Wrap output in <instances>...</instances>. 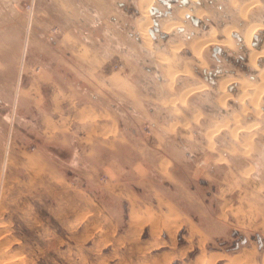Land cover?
<instances>
[{"label": "rangeland", "instance_id": "1", "mask_svg": "<svg viewBox=\"0 0 264 264\" xmlns=\"http://www.w3.org/2000/svg\"><path fill=\"white\" fill-rule=\"evenodd\" d=\"M156 1V7L166 9V3ZM201 1L209 17L194 24L183 16L181 32L172 31L167 41L159 38L157 27L155 41L152 37L146 47L136 29L137 0H0V264H197L201 257L218 258L215 264H264V95L259 115L248 100L236 102L241 93L236 85L227 88L233 100L224 108L218 104L221 79L233 73L258 81V71L249 65V50L240 39L233 49L206 47L205 65L192 55L193 38L211 26L219 30L233 23L235 16H228L230 0ZM259 1L260 12L258 7L252 11L264 21V0ZM167 2L174 14L184 6L180 0ZM85 38L100 49L94 53L96 64L103 62L99 54L106 55L110 69L126 73L144 93V116L132 124L135 101L127 97L129 91L96 81L93 93L118 111L130 135L159 144V129L183 133L167 140L175 159L170 165L179 178H159L158 188L172 206L136 187L138 198L131 200L87 184L74 173L79 161L42 132L40 115L28 114L19 103L10 124L15 95L28 74L54 70L71 77V59L87 54ZM178 39L184 44L172 52L169 45ZM263 40L264 33H257L255 47H262ZM167 68H186L190 75L179 74L170 88ZM202 84L180 104L182 89ZM21 105L26 108L25 102ZM235 114L244 127L251 121L257 126L239 129L233 139L228 130ZM225 118L232 124L214 136L209 148L204 132ZM101 179L110 182L104 175ZM183 214H189V222Z\"/></svg>", "mask_w": 264, "mask_h": 264}, {"label": "crops", "instance_id": "2", "mask_svg": "<svg viewBox=\"0 0 264 264\" xmlns=\"http://www.w3.org/2000/svg\"><path fill=\"white\" fill-rule=\"evenodd\" d=\"M89 42L86 38L83 42L87 53L84 59H71L76 69L75 71L70 66L74 74H70L71 77L54 70H43L40 74L29 73L21 92L15 95L9 122L12 124L15 105L19 103V107L28 114L32 110L40 115L42 132L54 143L58 141V145L65 148L71 158L79 161V168L74 173L87 184L102 186L104 192L109 194H125L131 200L138 198L134 189L136 187L150 197H155L156 201L159 199L161 203L170 205L171 198L158 188L159 178L165 175L179 178L176 169L170 165L174 164L175 159L170 155L167 140L170 137H180L178 135L183 133L177 129V132L159 129L157 132L163 137L161 143L157 140L159 144H145L140 136H135L134 133L130 135L121 125L118 111L93 93L98 87L96 81L103 80L108 89L122 86L129 91L126 92L127 97L135 101L133 106L130 105L132 124H135L138 117L144 116V93L126 73L110 69L109 57L106 55L99 54L103 62L96 64L98 57L94 53L100 49ZM50 59L57 61L52 57ZM66 65H70L69 62ZM17 84L19 86V82ZM133 86L136 88H132ZM22 102L26 103V108L21 105ZM8 140L9 138L6 139L7 145ZM8 156L9 153H5V158ZM102 175L110 182H103ZM225 176L226 174L222 178ZM182 184L184 186V182ZM146 207L149 208L147 205ZM183 219L189 222V214H183ZM201 258L217 261L214 257Z\"/></svg>", "mask_w": 264, "mask_h": 264}, {"label": "bare ground", "instance_id": "3", "mask_svg": "<svg viewBox=\"0 0 264 264\" xmlns=\"http://www.w3.org/2000/svg\"><path fill=\"white\" fill-rule=\"evenodd\" d=\"M155 1L156 0H137V9L140 13V17L136 22V29L146 47H150L152 45V40H153L152 36L149 33V28L153 22L151 14H150V9L154 5ZM190 1H191L190 7H185L184 5L175 12L174 16H168L166 18H163L160 21V29L163 32L169 33L175 30L181 32V28H183V23H182L183 16L193 15L197 17L198 19H201L205 16L209 17V13L205 9L202 8L203 6H200V4H203L202 3L203 1L200 0L199 5L197 4L199 0H190ZM229 2H230L229 9L232 12H229L228 16L232 14L235 15L234 18L232 19L233 23L224 25L219 30L215 28L214 26H211L210 29L207 30L205 35L193 38L189 42V49L192 55L199 61V63L201 65H205L207 62L203 58V51L206 47L215 45V46H220V47L223 46L229 49H233L237 45L239 47L238 39H240L242 44L246 47V49L249 50V61L248 62H249V65L252 66L254 70L258 71L256 74V77H257L256 79H258V81H255V80L253 81L252 80L253 76L238 78V77H235L233 73L228 74L227 77H224L218 82V91H220L221 94L218 96L217 102L222 108L227 106L226 105L227 100L228 99L230 100V98L232 99V95H233L231 94V92L228 91V89H232V88H229V86L234 85L233 86L234 88L236 85V87L241 90V93L237 95L235 99L236 102L238 101L239 103L242 104L244 103L245 100H248V102L252 106V109H254L255 114L259 115L262 112L260 100L262 99L264 95V67H260L261 61L264 59V40L262 43V47L258 46L257 48L253 46V42H254L253 39L257 35V33H261V34L264 33V21L260 17H254V16H260V15L257 12L252 11V9L254 8L256 9L258 7L257 10L258 12H260L261 9L259 10V8L262 3H260L259 0H230ZM193 29H194V32H196L195 31L196 28L193 27ZM183 44L184 43L182 42V40L178 39L174 41L173 43H171L169 47L172 52H178L182 48ZM161 59H162V62H166L167 57L162 55ZM179 74L190 75L186 68L182 70H178V69L173 70V69L167 68L166 77L168 79L167 83L170 88L174 84L176 77ZM19 79H20V76H18V79H17L18 82H19ZM204 87H205V84L204 85L202 84V85L188 87L184 90L182 89V91L178 95L177 100L180 102L181 105H184L186 103V98L191 93L195 91H199V90L201 91ZM177 100H175V98L171 99L170 103L174 104ZM241 107L242 109L241 108L240 109L243 112L247 111L248 106L245 107L244 105ZM174 111L177 112L178 109L175 108ZM198 116H199V113L195 114V116L193 117L194 122L198 119ZM232 120H233L232 122L233 124L231 123L232 126L230 130H228L229 125H231L229 122V119L225 118L221 121H217V123H215L212 128H209L208 130L204 132V136L207 139L209 148L213 147V142H214L213 138L220 130H223V129L228 130L230 136L233 139H236L239 129H242V128L252 129L257 126V122L252 123L251 121L249 125L246 124L247 126L244 127V124L242 125L239 120L238 114L233 115ZM175 125H176V122L172 124V127H174ZM251 138L252 137H249L246 141L251 142ZM214 261L215 259L202 258L200 259L199 264H213Z\"/></svg>", "mask_w": 264, "mask_h": 264}, {"label": "flooded vegetation", "instance_id": "4", "mask_svg": "<svg viewBox=\"0 0 264 264\" xmlns=\"http://www.w3.org/2000/svg\"><path fill=\"white\" fill-rule=\"evenodd\" d=\"M169 1V0H168ZM158 2H162L161 0H157L156 1V3L155 4H157ZM180 4L181 5H185V6H187V7H190L191 6V1L190 0H187V3H184L183 2V0H180ZM197 4L199 5L200 4V0H199V2H197ZM137 6V5H136ZM155 7H156V5H154ZM157 6L161 9H159L158 7V11L160 12V14H158V12H155L154 13V15H151V17H152V20H153V18L157 21V27H159V32H158V35H159V38L162 40V41H167V39L169 38V37H171L172 36V34H174L175 32H171V33H166L167 34V36L165 37V38H162L161 37V33L163 32L161 29H160V20L161 19H163V18H166V17H168V16H174L175 14L173 13V9H170V7L171 8H174L173 6L174 5H172V6H170L169 5V3L167 2V0H166V9H164L165 7L164 6H162V5H160L159 3L157 4ZM177 6H179V5H177ZM153 7V6H152ZM162 9H164L163 11H162ZM179 9V8H178ZM151 10V9H150ZM151 14V13H150ZM156 14V15H155ZM157 16V17H156ZM191 16H193V15H190V16H188L187 18H190L191 19ZM197 18V17H196ZM158 19V20H157ZM198 19V18H197ZM198 21H199V19H198ZM153 23V22H152ZM150 28H153V24L150 26ZM149 28V29H150ZM165 33V32H164ZM154 41H155V35H154ZM205 79L206 80H208V82L209 83H213V81H212V79H208L207 77H205Z\"/></svg>", "mask_w": 264, "mask_h": 264}, {"label": "water", "instance_id": "5", "mask_svg": "<svg viewBox=\"0 0 264 264\" xmlns=\"http://www.w3.org/2000/svg\"><path fill=\"white\" fill-rule=\"evenodd\" d=\"M162 2L166 3V0H161ZM184 3H187V0H183ZM155 12H158V14H160V12L158 11V8L153 6L150 10L151 15H154ZM191 20L194 24L198 23V19L195 16H191ZM157 29V21L153 18V28L149 29V33L151 34V36L154 38V30ZM167 36L166 33L162 32L161 33V37L165 38ZM257 44L255 42H253V46H256Z\"/></svg>", "mask_w": 264, "mask_h": 264}]
</instances>
